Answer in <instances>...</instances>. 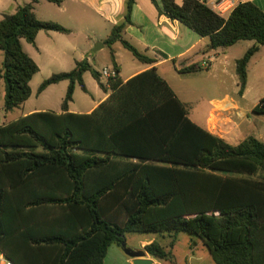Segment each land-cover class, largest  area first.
Masks as SVG:
<instances>
[{
	"label": "trees",
	"instance_id": "obj_1",
	"mask_svg": "<svg viewBox=\"0 0 264 264\" xmlns=\"http://www.w3.org/2000/svg\"><path fill=\"white\" fill-rule=\"evenodd\" d=\"M151 1L160 13L209 37L212 49L254 41L236 62L245 91L248 64L264 46V10L244 2L224 17L200 0H160L161 8ZM37 2L0 20L5 114L31 97L30 82L40 70L22 41L36 46L41 31L70 33L40 20ZM133 3L127 1L124 21L104 41L114 73L106 83L87 59L77 61L38 89L41 94L68 81L62 113L37 112L0 126V250L13 264H104L109 248L121 247L126 234L159 233L172 235L168 250L154 241L146 253L175 264L176 236L188 233L203 241L215 264H264V142L249 136L233 145L194 123L156 68L122 80L116 42L139 62H155L122 37ZM85 72L111 93L90 114L70 113L76 85L87 92ZM262 103L253 113L264 114Z\"/></svg>",
	"mask_w": 264,
	"mask_h": 264
},
{
	"label": "crops",
	"instance_id": "obj_2",
	"mask_svg": "<svg viewBox=\"0 0 264 264\" xmlns=\"http://www.w3.org/2000/svg\"><path fill=\"white\" fill-rule=\"evenodd\" d=\"M31 1L32 0H0V20L4 15L14 14L19 6ZM127 1L128 0H61L60 5H55L61 16H64V20H46L39 15V8L45 7L42 2L54 4L45 0H38L35 4L34 11L40 20L58 23L70 30V33L64 34V36L74 37L75 39L66 41L69 48L68 52H80V58L74 60L73 67L70 68L71 70L74 69L77 61L87 59L91 63L92 58L89 54L91 48L96 43H102L103 47L97 52L106 49L108 61H104V65L100 69L95 68V66L91 64L99 72H102L104 69L112 71L111 49L104 45V41L109 36L112 28L124 21ZM156 1L161 8L160 0ZM183 1L184 0H176V3L181 4ZM206 1L208 2L207 6L217 13L213 5L214 0ZM238 2L239 4L254 2L264 10V0H238ZM222 16L227 17L228 15ZM131 22L132 23L128 25L122 33L123 39L134 46L140 53L154 59L155 62L153 64L142 63L141 67L130 71L128 76L124 77L119 57L120 55L126 54L128 50L125 49L120 42H116L112 46V50L114 51L116 63L120 68L119 75L124 82L141 72L156 68L158 74L170 85L178 99L186 105L189 117L191 113L194 115L199 109L196 108L195 105H192L193 102L191 103V101H188L186 98H188V96H203L201 99L196 98V105L201 103L204 104V117L201 122L193 120L190 117L194 123L233 145H238L249 136H255L264 142V120H261L264 114L253 113L254 108L264 98V94L262 98H255L256 92L264 90V56L261 57L256 64L254 63V67H251L256 56H259L264 51V46H260L258 52L251 58L248 64L247 85L245 91L241 94L239 79L236 72V62L254 46V41H247L250 43L244 46L240 44L246 41H240L228 48L212 49L209 37H201L178 21L172 20L165 14L160 13L151 0H134ZM50 34L56 33L51 32ZM2 63L3 54L0 51V74ZM194 65L198 67L194 72L186 74L179 72L181 69ZM83 80L87 92L92 95V97L97 96L98 100L86 103L80 108H75L73 105V98L68 106V112L70 113L90 114L105 101L111 93V90L104 92L90 72L84 73ZM102 80L106 83L107 79L102 76ZM0 81L3 80L0 78ZM32 82L33 79L30 82L32 95L20 107L24 108L21 114L13 120L7 117L10 113L5 114L3 110L4 92L3 95L0 96V126L4 124L5 119L11 122L20 117L37 112L62 113L61 108L54 111L33 105L25 111V106L34 93ZM63 82L67 89L69 82L65 80L60 83ZM91 82L95 83L94 96L88 86V83ZM52 86L53 85L49 86L45 91ZM77 86L79 85H76L75 90ZM45 91L39 95H42ZM154 241H158L155 236L141 238L137 241V248L135 250L141 247L145 248V246ZM192 242L194 246H190L192 256L189 258V262L190 260H196L199 264H202L204 260L203 257H195L194 249L200 245H205L203 241L199 239H192ZM146 258L153 260V264H167L155 260L148 254ZM132 261V259L125 255L121 247L114 245L109 248L104 264H132Z\"/></svg>",
	"mask_w": 264,
	"mask_h": 264
},
{
	"label": "rangeland",
	"instance_id": "obj_3",
	"mask_svg": "<svg viewBox=\"0 0 264 264\" xmlns=\"http://www.w3.org/2000/svg\"><path fill=\"white\" fill-rule=\"evenodd\" d=\"M45 7L39 8V15L46 19V20H58L62 19L64 20V16H61L59 10H57V6L55 4H48L47 2H42ZM51 32H45L41 31L37 38H36V46H33L29 43H27L25 40L22 41L24 51L37 63L39 67V72L34 76L32 87L34 90L32 98L29 100V102L25 106V111L29 107L33 106H39L44 107L45 109L54 110L57 111L61 108V104L64 100L65 94H66V86L63 83L55 84L52 87H50L45 93L42 95L38 94V89L40 85L48 79L52 74L56 73H62V72H69L73 67L74 60L80 58V52L76 51L74 53H69L68 46L66 41L75 39L74 37H68L64 36L62 33L55 32L56 34H50ZM250 42H242L240 45L244 46L245 44ZM100 43H96L91 48V51L89 52L92 61L91 63L95 66V68L100 69L104 65V61H108V54L106 49L96 52H93V49ZM126 51V50H125ZM3 54V52H2ZM264 56V51L259 55L256 56L254 62L251 64V67H254L256 62ZM120 63L123 68V76L127 77L129 72L132 70H136L139 67L142 66V63L139 62L137 59L134 58V56L126 51V54L120 55ZM255 63V64H254ZM262 63V62H261ZM260 63V64H261ZM89 90L93 93V96L95 94V83L91 82L88 83ZM4 92V83L3 81H0V96L3 95ZM264 94L263 91L256 92L255 98L259 97L262 98ZM74 106L75 108H80L82 105H85L86 103L97 101L98 97L90 95L88 92H84L80 86H77L75 93H74ZM203 98V96H188L186 98L188 101H191L192 105H195L196 108L199 110L194 113V115H190V117L193 120H196L198 122H201L202 118L204 117L205 113V106L203 103L196 105L197 99ZM24 108L16 109L10 114L7 115V117L10 120H13L17 116L21 114ZM264 120V115H262L261 120ZM8 120L5 119L4 123H7ZM149 236H155L162 244L163 247H165L166 250H168V245L172 239V235L170 234H126L125 235V242L126 246L130 249L135 250L137 248V241L141 238H146ZM177 237V236H176ZM192 239H198L194 236H191L188 233H179L177 237V242L175 248H173L172 253L174 256L175 264H199L196 260H190L189 258L192 256V253L190 251V246L192 244ZM137 250H143L144 248H140ZM146 252V251H145ZM194 256L195 257H203L202 264H215L211 254H209V250L206 246L200 245L199 247H196L194 249ZM129 258V257H128ZM188 258V259H187ZM0 264H3V262L0 261Z\"/></svg>",
	"mask_w": 264,
	"mask_h": 264
},
{
	"label": "built area",
	"instance_id": "obj_4",
	"mask_svg": "<svg viewBox=\"0 0 264 264\" xmlns=\"http://www.w3.org/2000/svg\"><path fill=\"white\" fill-rule=\"evenodd\" d=\"M204 4H208L206 0H200ZM214 8L220 15H229L231 12L239 5L238 0H214ZM113 71H110L108 69L102 70V76L104 78H109L113 76ZM261 107L264 108V103L261 104ZM0 261L3 262V264H13L0 250Z\"/></svg>",
	"mask_w": 264,
	"mask_h": 264
},
{
	"label": "water",
	"instance_id": "obj_5",
	"mask_svg": "<svg viewBox=\"0 0 264 264\" xmlns=\"http://www.w3.org/2000/svg\"><path fill=\"white\" fill-rule=\"evenodd\" d=\"M103 47V44H98L94 49L93 52L96 53ZM125 255L132 259V264H153V260L147 259V253L143 250H133L126 246V242L124 241L121 245Z\"/></svg>",
	"mask_w": 264,
	"mask_h": 264
}]
</instances>
